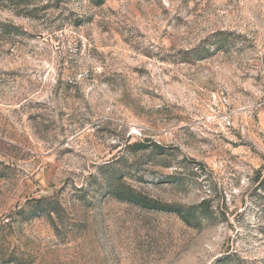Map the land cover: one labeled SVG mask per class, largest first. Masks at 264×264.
Masks as SVG:
<instances>
[{"label":"rangeland","instance_id":"obj_1","mask_svg":"<svg viewBox=\"0 0 264 264\" xmlns=\"http://www.w3.org/2000/svg\"><path fill=\"white\" fill-rule=\"evenodd\" d=\"M0 264H264V0H0Z\"/></svg>","mask_w":264,"mask_h":264},{"label":"trees","instance_id":"obj_2","mask_svg":"<svg viewBox=\"0 0 264 264\" xmlns=\"http://www.w3.org/2000/svg\"><path fill=\"white\" fill-rule=\"evenodd\" d=\"M94 2H96L97 4H102L104 3L106 0H92ZM118 188H115L114 190H117ZM128 194V192H127ZM127 194H123L122 192H119V190H117L115 192V195H117L118 197H121V199H125V195ZM132 196H130L131 198ZM193 212H191V209L185 210L184 213L181 211V215H184V217H187L188 219L191 218V216H193Z\"/></svg>","mask_w":264,"mask_h":264}]
</instances>
